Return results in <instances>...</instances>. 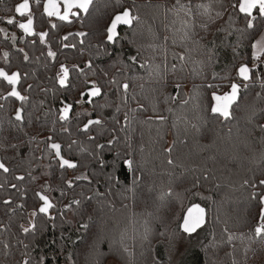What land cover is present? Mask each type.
Segmentation results:
<instances>
[{"label": "trees", "instance_id": "trees-1", "mask_svg": "<svg viewBox=\"0 0 264 264\" xmlns=\"http://www.w3.org/2000/svg\"><path fill=\"white\" fill-rule=\"evenodd\" d=\"M19 1L0 0V10L12 11ZM117 2L138 17L124 28V61H118L116 50L104 58L112 62L97 61L106 52L95 50V60L83 63L92 51L76 50L80 72L73 62L71 75L77 81L94 80L101 96L77 129L63 123L64 132L54 135L63 156L78 165L81 178L70 188L80 203L53 208L48 216L37 214L30 223V211L13 216L14 224L8 223L1 234L32 237L16 241L11 254L0 255V264H170L159 249L176 234L190 238L179 224L194 203L207 213L206 234L193 243L196 264H264V238L254 235L258 197L264 195V57L253 62L251 48L264 32V17L256 10L254 28L248 29L250 18L232 6L239 0H181L190 14L177 13L176 0H94L87 14L95 17L94 24L88 22L83 30L90 35L105 18L108 23L110 12L119 10ZM98 4L106 6L99 8L105 13L94 16ZM196 5H207V11ZM32 10L34 19L47 22L36 13L40 6ZM185 32L189 38L182 39ZM254 33H259L255 39ZM242 64L252 69L247 88L237 77ZM232 82L242 85L240 107L233 119L225 120L211 114L212 95L229 91ZM6 117L0 114V121ZM95 118L103 119V125L80 130L86 119ZM54 120L57 115L24 114L17 135L35 140L54 129ZM126 160L132 161L131 168ZM44 170L54 174L55 168ZM68 188L67 183L54 185L61 193ZM20 222L31 231L23 232Z\"/></svg>", "mask_w": 264, "mask_h": 264}, {"label": "flooded vegetation", "instance_id": "flooded-vegetation-1", "mask_svg": "<svg viewBox=\"0 0 264 264\" xmlns=\"http://www.w3.org/2000/svg\"><path fill=\"white\" fill-rule=\"evenodd\" d=\"M44 1L28 0L30 8L23 16L16 13L15 8L18 4L23 3L24 0H20L12 11L0 10V69L9 75L13 73L19 75L16 90L21 96L27 97L26 100L21 101L15 97L8 96L11 86L0 79V105H2L0 114L9 115V117L5 118V122L0 121V163L9 168L7 173L0 170V255L11 254L12 250L18 246L16 241L20 242L19 240L24 238L28 241L31 240L32 236L27 235V238L11 233L1 234V232L5 230V226L8 223L14 224L12 217L15 215L21 217L22 211H30L26 212V216L29 223L32 221L34 217L31 213L34 209L37 212L42 205V201L36 193L39 192L45 195L53 204L48 215L51 214L53 208H74L78 206V204L73 203V201L78 200L75 199L74 192L71 191L70 187L67 191H63L64 194L61 193V190L58 192L54 189V185L68 184L69 181L75 182V179L80 176L78 165L73 169L60 168L59 161L55 158L54 153L47 148L49 143L47 137L51 136L54 141L55 133L64 132V129H62L63 123L68 128L77 129L81 116L89 112L91 103L86 102L88 96L85 95L82 100L81 94L89 90L95 82L87 77H83L82 81H76L71 75L75 72V70L71 69L73 62L76 63L77 68L80 67V62H76L77 57H74L76 50L88 47L92 51L91 59L84 60L83 63L95 60V50L106 52L103 57L97 58V61L112 62V58L104 59L110 55L111 50L120 51L116 54L118 61H124V26H120L118 29L120 36L117 43L108 44L105 42L106 27L111 19L106 23L107 19L105 18L101 23L100 29H91L89 35L87 31L83 30L88 22L94 24L93 18L95 17L92 19L87 18L89 11L84 13L79 9H73L72 11L76 12L77 15L69 16L72 22H62L54 18V16L46 17L42 11ZM36 5L41 7V10L36 13L42 14L47 22L43 19H34L32 7ZM115 6L119 10L110 12L108 17L112 18L114 14L124 10V3L122 2L115 3ZM60 10L61 14H63V9L61 8ZM101 12L105 13V11H99V13ZM28 16H31L33 20V35L31 36L25 34L23 29L18 27L19 23H27ZM8 19H13L14 23L12 25L7 24ZM36 22L48 23V27L37 28L34 26ZM52 24H56L57 27L53 28ZM44 32L49 33L45 37V43L42 44L39 34ZM81 32L85 33V35H76V33ZM64 36H68V39L63 40ZM65 45L68 46L65 47ZM49 51L54 52L56 54L55 57H50L48 55ZM5 53L7 56H5ZM62 65L69 69L66 85L63 87L58 82V74H60ZM95 85L97 86L96 83ZM65 105H70L72 110L68 119L64 121L60 119V114ZM17 110H20L22 121L24 114L31 113L57 115L58 120L52 121L53 125L56 124L54 129L43 133L35 140H31L25 134L18 137L17 134L19 132L17 130L22 121L19 122L14 118ZM88 120L86 119L85 123ZM54 142L59 143L58 141ZM45 149H48L50 153L42 155V151ZM32 150L41 154L38 153L35 157H32L30 155ZM61 155L63 156L62 150ZM63 157L76 163L69 157ZM45 167L55 168L54 174H52L53 172L45 174L43 172ZM17 176H23L24 179L18 180L16 179ZM12 185H16V187L13 188ZM35 200H37V203ZM5 201L10 203H5ZM15 210L19 211L15 212ZM9 217H11L10 220ZM19 224L22 231L24 227H27L23 222ZM22 254L20 253V255Z\"/></svg>", "mask_w": 264, "mask_h": 264}, {"label": "snow or ice", "instance_id": "snow-or-ice-1", "mask_svg": "<svg viewBox=\"0 0 264 264\" xmlns=\"http://www.w3.org/2000/svg\"><path fill=\"white\" fill-rule=\"evenodd\" d=\"M39 2V0H37ZM93 3V0H59V3L57 0H47L46 3L43 4L44 14L48 17L55 16L58 20L62 22L71 23L72 21L69 19V16H76L77 13L72 11L73 9H79L80 11L87 13L89 11V6ZM61 6L63 7V14H61ZM234 8L237 7V5L234 3L232 5ZM197 8L203 7L205 11H207V5H196ZM174 10L179 13L180 11H185L186 14H190V9L187 7V5L183 4L181 0H176L174 6ZM29 9V3L28 0H24L23 3L19 4L15 8V12L23 16ZM257 9L258 14L260 17H264V0H239L238 2V11L241 14H244L245 17H248L250 19L247 20V28L253 29L254 24L253 20L255 17L253 16V10ZM138 17L132 15L131 11L129 9H124L122 12L116 13L112 16L110 23L106 27V43L108 44H115L118 41V38L120 36V32L118 29L120 26H128L132 27L133 21L137 20ZM14 23L13 19H8L7 24L12 25ZM33 20L31 16H28L27 23H19L18 27L23 29L24 33L31 36L33 35L32 30ZM185 27H188V25L185 23ZM206 27V25H204ZM53 28H56V24H52ZM229 35L231 33H228ZM259 33L253 34V39H255V35H258ZM48 35V33H40L39 39L40 42L43 44L45 43V37ZM78 36H84L85 33H76ZM189 38V33L185 32L182 39ZM63 40H67L68 36H64L62 38ZM68 45H65L67 47ZM252 48V60L253 62L260 61L262 57H264V35L260 36L259 40H256L255 43L251 44ZM48 55L50 57H55V53L52 51L48 52ZM5 56L7 54L5 53ZM27 59V57H25ZM131 59L135 62L136 57L133 56ZM181 60L184 59L183 56L180 57ZM80 69H77L79 71ZM252 69L248 67V65L242 64L237 69V76L247 82L250 79V72ZM69 75V69L67 67H64L63 65L60 68V74H58V82L63 87L66 85V81L68 79ZM0 79L7 82V84L10 87V90L8 91V96L15 97L21 101L26 100L27 97L21 96L19 92L16 90V85L19 81V75L17 73H13L9 75L4 70L0 69ZM180 85H177V88H179ZM241 87L242 85L232 82L230 84L229 91L225 92L222 95H217L216 93H213L212 99L216 102L211 106V111L213 114H216L225 120L233 119L235 116V112L239 109L240 104L238 103L241 100ZM244 88H247V83L243 85ZM123 88L125 91H127L128 85L124 84ZM88 96L87 103H92V98L97 97L101 95V89L95 85V83L92 84L91 88L87 93L81 94V99L83 100L84 96ZM260 94H257V98H259ZM175 99V97H173ZM79 102V101H78ZM235 106V107H234ZM2 107V105H0ZM70 105H65V107L61 110V120H66L68 118V112L70 110ZM249 108L252 112V115H257V112L255 111L254 106L249 105ZM15 119L17 121L22 120V116L20 114V110H17ZM160 119H163L161 117ZM104 121L101 118H95V119H89L86 124H84L83 128L81 129L84 132H88L89 129L93 126H101L103 125ZM260 130L264 132V124L260 125ZM67 131V129H65ZM90 140L94 139L92 136L88 137ZM47 140L49 143L47 144V148L54 153L55 158L59 161V167L60 168H76L77 164L74 162H71L67 159H65L61 155V144L54 142L53 138L51 136L47 137ZM75 143V141H73ZM111 143V141H109ZM98 147H103V145H98ZM124 163L131 168L132 161L126 160ZM171 163V161H169ZM0 170H3V172L7 173L9 171V168L6 167L3 163H0ZM81 177H77V179H80ZM16 179L23 180V176H17ZM83 179H87V177H83ZM260 183L264 185V180H261ZM69 187L72 186V182H68ZM13 188L16 187V185H12ZM36 195L39 197L41 201H43V204L39 207L38 211L39 213L44 214L45 216L48 215V211L50 208L53 207V204L49 201V199L41 194L36 193ZM254 199L257 197L254 196ZM258 202L261 206H264V195H260L258 197ZM5 203H10L9 201H5ZM75 204H79L80 201H73ZM33 217L37 215L36 211H33L31 213ZM51 218V217H49ZM204 223V210L197 207L189 208L187 211V214L183 218V224L181 225L182 231L185 233H193L196 231L197 228L201 227V225ZM32 227H35L33 224ZM81 227H87V225H81ZM23 231L25 233L31 231V228L24 227ZM254 235L256 238H264V207L260 208L259 211V220L256 226L254 227ZM232 237H229V240H231ZM24 264H28L27 261L24 262ZM43 264V262H41Z\"/></svg>", "mask_w": 264, "mask_h": 264}, {"label": "rangeland", "instance_id": "rangeland-1", "mask_svg": "<svg viewBox=\"0 0 264 264\" xmlns=\"http://www.w3.org/2000/svg\"><path fill=\"white\" fill-rule=\"evenodd\" d=\"M100 7L104 10V6L102 4H98L94 10V16L98 15L101 10L99 9ZM78 72H80V70ZM205 234L206 232H204L203 228L195 235L190 236V238H185L183 235L176 234V239H174L169 246L167 245V247H161L159 249L161 256L167 259L170 264H196L195 255L198 247H196L193 243H199L202 241ZM187 243H189V245H187ZM107 264L117 263L115 261H109Z\"/></svg>", "mask_w": 264, "mask_h": 264}, {"label": "water", "instance_id": "water-1", "mask_svg": "<svg viewBox=\"0 0 264 264\" xmlns=\"http://www.w3.org/2000/svg\"><path fill=\"white\" fill-rule=\"evenodd\" d=\"M47 2V0H45L44 1V3H46ZM57 2L59 3V0H57ZM43 3V4H44ZM21 4V3H20ZM19 5V4H18ZM17 5V6H18ZM90 7V6H89ZM29 8H30V6H29ZM61 8L63 9V7L61 6ZM29 10V9H28ZM255 10L256 9H254L253 10V15H254V12H255ZM42 11H43V13H44V9H43V5H42ZM237 11H238V6H237ZM239 12V11H238ZM239 14H241L240 12H239ZM241 15H243L244 16V14H241ZM46 17H48V16H46ZM54 18H56L55 16H54ZM57 19V18H56ZM122 26H124V25H122ZM124 28H130V27H128V26H124ZM238 77V76H237ZM238 79L241 81V82H243V83H247V82H249L250 81V79H251V73H250V79H249V81H247V82H245V81H243V80H241L239 77H238ZM89 90H87V91H85V92H83V93H87ZM101 96V95H100ZM100 96H97V97H93L92 98V100H94V99H98V98H100ZM216 102L213 100V104H215ZM71 110H72V107H70V110H69V112H68V117L70 116V113H71ZM21 114V113H20ZM211 114L212 115H215V116H218V115H216V114H213L212 113V111H211ZM16 115V114H15ZM15 115H14V118H15ZM22 116V115H21ZM60 116H61V114H60ZM68 119V118H67ZM66 119V120H67ZM22 121V120H21ZM65 121V120H64ZM20 122V121H19ZM88 122V121H87ZM86 122V123H87ZM85 123V124H86ZM84 126V125H83ZM83 126L81 127V129L83 128ZM80 129V130H81ZM82 131V130H81ZM82 132H84V131H82ZM69 169H73V168H69ZM261 184V183H260ZM261 186L264 188V185H262L261 184ZM42 204H43V201H42ZM199 207V208H201V209H203L204 210V223L201 225V227H199V228H197L196 229V231L195 232H193V233H191V234H189V233H185V232H183L182 231V228H181V225L183 224V218H184V216L187 214V211H188V209L189 208H193V207ZM261 207H264V206H261ZM37 213L38 214H40V215H44V214H42V213H39V211L37 210ZM50 213V209H49V211H48V214ZM45 216V215H44ZM206 217H207V213H206V209L203 207V206H201L200 204H198V203H194V204H192V205H190L186 210H185V212L183 213V216H182V219H181V222H180V224H179V230H180V232L181 233H183L184 235H186V236H193V235H195L199 230H201L202 228H204L205 227V225H206ZM259 220V219H258Z\"/></svg>", "mask_w": 264, "mask_h": 264}, {"label": "crops", "instance_id": "crops-1", "mask_svg": "<svg viewBox=\"0 0 264 264\" xmlns=\"http://www.w3.org/2000/svg\"><path fill=\"white\" fill-rule=\"evenodd\" d=\"M261 35H264V32L260 33V35L256 38V40H259ZM256 40L253 43H255Z\"/></svg>", "mask_w": 264, "mask_h": 264}]
</instances>
